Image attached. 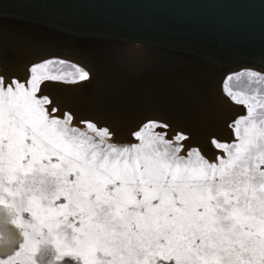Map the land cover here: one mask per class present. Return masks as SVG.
Masks as SVG:
<instances>
[{
  "label": "snow or ice",
  "instance_id": "obj_1",
  "mask_svg": "<svg viewBox=\"0 0 264 264\" xmlns=\"http://www.w3.org/2000/svg\"><path fill=\"white\" fill-rule=\"evenodd\" d=\"M91 80L61 58L0 74V264H264V73L226 78L244 113L211 158L160 119L118 142L46 91Z\"/></svg>",
  "mask_w": 264,
  "mask_h": 264
},
{
  "label": "bare ground",
  "instance_id": "obj_2",
  "mask_svg": "<svg viewBox=\"0 0 264 264\" xmlns=\"http://www.w3.org/2000/svg\"><path fill=\"white\" fill-rule=\"evenodd\" d=\"M0 13V16L7 15V17H10L6 20L12 21V23L5 22L4 25L0 24V51L3 52L0 63L2 65L6 64L4 66L8 72L16 73L19 71L20 76H25L27 67L36 60L33 58L25 59L23 56L24 51L31 50L32 48L34 49L39 45L49 44L46 40H37L33 32L37 29L36 27H46V25H54L55 23L67 27L69 24H73V26L79 28L76 29L77 31L88 30V32L87 35L85 34L82 36L78 34L76 37L67 36L64 38V46H71V48L76 51V53H66V55L88 66L89 70H86L90 71L92 74V83L97 80L98 83L101 84L102 81L104 82V79H110L108 83H113L115 86L119 83L121 85V88H118L121 91L119 96H122V99L134 97V99L129 101V103L133 104L131 105L132 107L141 108V103L146 101L147 104L144 106L146 110L144 113L142 112L143 114H140V116L138 115V122L147 119H160L161 114L165 119L168 117L173 119L176 113L172 111L164 113V110L162 111V108H166L165 106H167L166 103L168 101L164 104L162 103L161 105L157 104L154 106L157 107V111L151 110L150 104L152 105V95H156L159 92L161 93L168 88H172L174 85L165 86L163 82V85L158 84L159 80L162 79L159 77L158 82H154L155 84L153 85L149 84L150 86L146 85L145 87H139L140 85L137 86L134 84V82H132L133 80L130 81V79H132V77L136 78L142 75L144 70H148L147 66L143 68L142 65V69L144 70H141V66L136 65L137 63H133L136 58L143 56V62L141 64L144 63L145 65L147 63L146 61L152 59L153 54H155L163 60L177 63L178 66L179 64L186 66L180 67L181 72L178 73L180 75H185V73H187V71L184 70L185 68L189 70L191 67V71L194 73L202 69L203 73H205L204 79L205 77L209 78L212 76L216 78L218 74L226 68L219 69L221 66H217L214 70H208L210 64H208L207 61L205 62L204 58L196 56L188 47L198 45L211 46L216 50L211 47L210 49L229 56H233L232 53L235 54V52L252 54L264 53V0H0ZM159 16L164 18L160 19ZM169 16H174L175 19L183 20V22H178L172 27L173 29L170 30L172 32H168L167 29L160 27L161 24L169 21V19H166V17ZM122 22L134 25L145 23L144 26L148 28H141L142 30L139 31L140 34H142L141 36H159L161 30L166 31V33H169L166 34L169 38L179 39L182 45L178 44L180 46H173V48H171L167 47L168 45L149 41L145 44L142 42H130L120 45H108L102 47L98 51H93L96 53H105V51L108 50L103 57H100V63L92 57L90 58L88 55L86 56L77 51L79 47L82 49L83 45L88 48L92 47L91 42L89 45L86 44V42L90 40V36L94 34V32L90 34L91 29L104 26L109 27L112 26L111 24ZM28 29L32 30V34L26 33ZM144 30H148L150 33H144ZM177 30H182L183 32H181L183 34H177ZM242 33H244L245 36H242ZM206 35H209L211 38H207L208 36ZM191 44L192 46H190ZM20 47H23L24 50ZM113 47L118 49L116 53L121 54L115 74L123 76V79L130 78L127 79V81L120 80L121 78H116L114 76V78H109V75H112V72L110 74L109 71L113 68H110V66L109 71H106L104 68V64L106 65V57L108 53L112 51L111 48ZM121 48L123 50L120 52ZM213 50L208 52V54H212ZM202 52H204V50ZM100 54L102 55V53ZM223 64L226 65V63H222L221 65ZM146 65H148V63ZM261 65L264 66V63H261ZM81 66L83 65L81 64ZM231 71L232 70L227 71L220 77V80H217V78L215 80L207 79L208 81L206 80V82L201 83L198 90L193 93V96L191 95L192 97L187 104L189 107L185 111L188 116H183L180 121L189 129L193 130V132L196 133L195 135H198L197 137L199 140L203 139L201 135H213L212 133L214 132L219 138H227L229 134L227 131L229 122L232 121L236 115L241 113L240 109L228 103L221 88V81ZM104 73H106V77H100V75ZM129 74H131V76H128ZM173 76L175 75L173 74ZM188 78H191V80H189H194V82H196L195 80L201 79L196 75L193 76V74H189ZM182 79L185 80L184 78ZM167 81L170 84L171 79ZM173 81L171 83H173ZM103 85L104 84H102V86L97 84L94 86L95 97H92V95L89 96V94H91L89 91L90 87H86V84L80 86L79 89L78 87L71 89L63 87L56 89L49 87L47 90L54 92L62 104L66 103L72 107H76L81 101L85 102V100L90 98L87 106L90 107L89 109L95 110H89L88 115L100 122L103 121L102 123H107L117 135L121 131L126 134L125 136L127 138H130L131 130L127 132L122 131L126 127L119 125L123 120L126 121L127 119H131L125 116L127 112L123 111V108L129 111L124 107L126 103L117 106L114 104L113 108L115 110L112 108L111 113L104 112L107 110V99H109L108 96H110L109 92L111 90L109 91L108 86L105 85V87H103ZM207 91H210L209 93L212 95L203 101H197V97ZM172 102H174V100ZM142 115L144 116L143 119ZM154 115H160V118ZM134 116L137 115L134 114ZM209 116L211 118L214 117L217 119V122H220L216 124L218 125L216 126V131H212L209 128L210 126L208 130L202 127L204 130L200 131L197 124L200 122L199 118L201 117L204 119V117ZM113 123L116 125L113 126Z\"/></svg>",
  "mask_w": 264,
  "mask_h": 264
},
{
  "label": "rangeland",
  "instance_id": "obj_3",
  "mask_svg": "<svg viewBox=\"0 0 264 264\" xmlns=\"http://www.w3.org/2000/svg\"><path fill=\"white\" fill-rule=\"evenodd\" d=\"M135 43V42H134ZM16 48V47H15ZM21 48V47H20ZM116 47H113V48H111V50L112 51H110L109 53H108V55H107V57H106V65L104 64V68H105V70L107 71H109V69L110 68H113L112 70L110 69V74H111V72H112V75H109L110 77L109 78H114V77H116V78H121L120 80H126L127 81V79H130V78H127V79H123V76H121V75H118V74H115L116 73V70H117V66H118V60L120 59V57H121V54L120 53H116L117 52V50L118 49H115ZM22 50H24L23 49V47L21 48ZM87 49V50H86ZM90 48H88L87 46H85V45H83V47H82V49H77V51H79L81 54H84V55H88V57H92L94 60H96L97 62L99 61V63L101 62V58L100 57H103V55L108 51H105V53L104 52H93V51H88ZM110 50V49H109ZM121 50H123L122 48L120 49V52H121ZM89 52V53H88ZM91 52V53H90ZM95 55H94V54ZM100 53H102V55L100 54ZM116 53V54H115ZM84 55H82V56H84ZM94 56H96V57H94ZM99 57V58H98ZM52 58H59V57H52ZM96 58V59H95ZM110 58H111V60H110ZM140 60H139V59ZM138 58H136L135 60H134V62L133 63H137L136 65H138V66H141V70H144V69H142V65H143V68L144 67H148V70H144V72H142V75H140V76H137L136 78H134V77H132V79H130V81H132V82H134V84H136L137 86H139V87H145L146 85H153V84H155V83H157L158 82V80H159V78H162L161 80H159V82H158V84H161V85H174V86H172V88H168V89H170V90H168V89H166V90H164L163 92H159L160 93V95H159V93L158 94H156V95H152V99H151V102H152V105L150 104V106H151V110H156L157 111V107H154V106H156L157 104H159V105H161L162 103L164 104V103H166L167 101V106H165L166 108H162V111L164 110V113H166L167 111H172V112H174V113H176L175 114V118H173V119H170L169 117L168 118H164V116L161 114V116L160 115H154V116H156V117H158V118H160V119H163V120H165V121H167V122H169V123H171V125L173 126V128L174 129H176V130H183L189 137H190V143L193 145V146H198V147H200L201 148V150L205 153V155L206 156H208L209 158H211V156L213 155V150L211 149V147H210V140L212 139V138H216V139H219V140H221V141H226V140H229L230 139V136H231V132H230V129H229V124L236 118V117H238L239 115H241V114H243L244 113V109H243V107L242 106H239V105H236L235 103H233L230 99H229V97L225 94V91H224V85H225V81H226V78L229 76V75H231V74H234V73H238V72H240V71H242V70H254V69H250V68H241V69H239V70H236V71H233V72H230L227 76H225V78H223V80L221 81V88H222V90H223V94H224V97L227 99V101H228V103L229 104H231V105H233L234 107H237L238 109H240L241 110V113H239L238 115H236V117H234L233 118V120L232 121H230L229 122V124H228V127H227V131H228V136H227V138H219L217 135H215V132L214 133H212L213 135H207V136H205V135H201L202 137H203V139H201V140H199V138L197 137L198 135H195L196 133H194L193 132V130H191V129H189L183 122H181L180 120H182V118H183V116H188V114H187V112H185L187 109H188V107H189V105H187L188 104V102H189V100H190V98L193 96V93L195 92V91H197L198 90V87L201 85V83H203V82H206V80L208 79H212V80H215L216 78H218V76L215 78V77H205L204 79H203V77H204V74L205 73H203V71H202V69H200V70H198L197 72H192L191 71V67L189 68V70L188 69H184L185 71H187V73H185V75H180V74H178V73H180L181 72V66H183V67H186V66H184L183 64H179V66H178V64L177 63H175V62H171V61H168V60H163L162 58H160V57H158V56H156L155 54H153V58L152 59H150V60H148V61H146L147 63H148V65H144V63L143 64H141L143 61H142V58H143V56H140V57H138ZM46 59H49V58H46ZM61 59H64V58H61ZM65 60H67V59H65ZM115 60V61H114ZM138 60V61H137ZM155 60V61H154ZM70 61V60H69ZM162 61V62H161ZM73 62V61H72ZM115 63V64H114ZM153 63V64H152ZM166 64H168V65H166ZM4 65H6V64H4ZM4 65H2L1 63H0V74H3V75H5L6 77H12V76H15V77H18V78H21V79H23L24 78V76H20V72L18 71V72H16V73H12V72H8L7 70H6V67L4 66ZM79 65V64H78ZM111 66V67H110ZM115 66V67H114ZM156 66V67H155ZM161 66V67H160ZM83 67V66H82ZM108 67V68H107ZM110 67V68H109ZM151 69H152V71H151ZM180 69V70H179ZM170 70V71H169ZM114 71V72H113ZM254 71H257V70H254ZM161 72V73H160ZM174 72V75L175 76H173L172 78H169V79H171V82L173 81V83H171L170 82V84H169V82L167 81V80H169V79H167L166 81H164V79H165V76H167L168 75V73L169 74H172ZM191 72V73H190ZM258 72H261V71H258ZM147 73V74H146ZM167 73V74H166ZM177 73V74H176ZM200 73V74H199ZM262 73H264V72H262ZM146 74V75H145ZM162 74H163V76H162ZM189 74H193V76L194 75H196V76H198V77H200L201 79H198V80H195L196 82H194V80H192V81H190L191 80V78H188L189 77ZM152 75V76H151ZM159 75V76H158ZM165 75V76H164ZM203 75V76H202ZM114 76V77H113ZM128 76H131V74H129ZM155 76V77H154ZM186 76V77H185ZM146 77V78H145ZM158 79H157V78ZM181 77V78H180ZM149 78V79H148ZM182 78H184L185 80H183ZM142 81H141V80ZM143 79H145V80H143ZM146 79H147V81H146ZM173 79V80H172ZM177 79V80H176ZM179 79V80H178ZM190 79V80H189ZM139 80V81H138ZM156 80V81H155ZM176 80V81H175ZM200 80V81H199ZM207 80V81H208ZM141 81V82H140ZM151 81V82H150ZM179 81V82H178ZM181 81V82H180ZM197 81H198V83H197ZM103 82V81H102ZM101 82V84H99L98 83V81L96 80V82H94V83H92V82H90V83H86V87H90V92H92L93 90H94V86H96L97 84L98 85H101L102 86V84H104L103 85V87H105V85L106 86H108V89H109V93H110V96H108L109 97V99H107V101H108V106H107V110L106 111H104V112H112V108H113V106H114V104L117 106V105H120V104H122V103H126V104H124V107L125 108H127L129 111H127L126 109H124L123 108V111L124 112H127V113H125V116H127V117H130L131 119H127L126 121H124L123 120V122H121L119 125L121 126V125H123V127H126L125 129H123L122 131H129V130H131L130 131V133L133 131V127L135 126L134 124L135 123H137L139 120H137L139 117H138V115L140 116V114H143L144 112H145V107L144 106H146V101L144 102V103H141V108H137V107H132L131 105H133L132 103H129V101H131L132 99H134V97H131V98H125V99H122V96H119L120 94H121V91L119 90L120 88H121V85L118 83L116 86L115 85H113V83H108V82H110V79H104V82L102 83ZM137 82H139V83H137ZM155 82V83H154ZM162 82H163V84H162ZM166 82V83H165ZM186 85H185V84ZM90 84H92V85H90ZM176 84V85H175ZM180 86H178V85ZM184 84V85H183ZM190 84H192V85H190ZM83 85H85V84H83ZM149 85V86H150ZM193 85H194V87H193ZM82 86V85H81ZM169 86V87H170ZM184 86V87H183ZM196 86V87H195ZM228 86L229 87H232L234 90H241V89H243V88H245L246 87V84H245V82L243 81V80H240V81H236L235 79L234 80H232V81H228ZM80 87V86H79ZM79 87H78V89H79ZM183 87V88H182ZM50 88H56V89H59V87L58 86H50ZM61 88V87H60ZM119 88V89H118ZM177 88V89H176ZM185 88H187V89H185ZM193 88H195V89H193ZM181 89V90H180ZM173 90V91H172ZM192 90V91H191ZM70 91V90H69ZM52 92V91H51ZM95 92V91H94ZM165 92V93H164ZM184 92V93H183ZM191 92V93H190ZM210 91H207V92H205L204 94H201L199 97H197L198 99H197V101H203L204 99H206L207 97H209L210 95H212V94H210L209 93ZM211 92H213V91H211ZM186 93V94H185ZM185 96H184V95ZM52 95H53V97H56L57 99H58V96L57 95H55V93L54 92H52ZM55 95V96H54ZM95 93H93L92 94V97H95ZM151 95V94H150ZM192 95V96H191ZM179 96V97H178ZM162 97V98H161ZM127 99V100H126ZM183 99V100H182ZM89 100H90V98L89 99H87V100H85V102H83V101H81L80 102V105H81V103L82 104H87L88 102H89ZM174 100V102H172ZM178 101V102H177ZM155 102V103H154ZM159 102V103H158ZM155 104V105H154ZM64 105H67L68 107H72V106H69L68 104H64ZM88 105V104H87ZM153 106V107H152ZM163 106V105H162ZM74 110H76V108L75 107H72ZM104 108H106V107H104ZM114 109V108H113ZM115 110V109H114ZM77 111V110H76ZM88 111H89V109L88 110H85V112H80V111H78L80 114H87L88 115ZM156 111H154V112H156ZM143 112V113H142ZM159 112V111H158ZM134 114L135 115H137V116H134ZM151 114V113H150ZM205 115L207 116V114L205 113ZM89 116V115H88ZM153 116V117H154ZM160 116V117H159ZM143 115H142V119H143ZM141 118V117H140ZM177 118V119H176ZM178 118H180V119H178ZM156 119V118H155ZM200 120V122H198L197 124H198V126H199V128H200V131H202V130H204L202 127H205L206 128V130H208V127L212 130V131H216V129H217V127L216 126H218V125H216V124H218V123H220V122H217V119H215L214 117L213 118H211L210 116L209 117H204V119L203 118H199ZM113 126L114 125H116V124H112ZM203 125V126H202ZM177 127V128H176ZM229 129V130H228ZM211 130H209V131H211ZM113 131V130H112ZM118 131H120V130H118ZM115 134H116V139H117V141L118 142H127L129 139V137L127 138L125 135V133L124 132H119L118 133V135H117V133L115 132V131H113ZM207 133V132H206ZM215 135V136H214Z\"/></svg>",
  "mask_w": 264,
  "mask_h": 264
},
{
  "label": "water",
  "instance_id": "obj_4",
  "mask_svg": "<svg viewBox=\"0 0 264 264\" xmlns=\"http://www.w3.org/2000/svg\"><path fill=\"white\" fill-rule=\"evenodd\" d=\"M169 17H166V19H169V21L164 22L163 24H161L160 27L167 29L168 32H172L170 31L171 29H173L172 27L178 22H183V20L175 19L174 16H169ZM9 18L10 17H7V15L0 16V24L4 25L5 22L12 23V21L6 20ZM163 18L164 17H160V19H163ZM127 22L111 24L112 26H109V27L104 26V27H97V28L91 29L90 34L93 32L94 34H92L90 36V40L86 42V44L88 45L91 42V45H92V47L88 51H94V50L98 51L104 46L127 44L130 42H142L144 44L148 41L156 42L162 45H168L167 47H171V48H173V46H180L178 44H181V41L179 39L176 40L174 38H169L166 35L169 33H166V31H163V30L160 31L159 36H154V35H151L149 37L141 36L142 34H140L139 31L142 30L143 28H148L144 26L145 23L134 25V24H128ZM36 28L37 29H35L33 32L37 40H46L49 42V44L39 45L35 47L34 49L32 48L31 50L30 49L25 50L24 55H23L25 59L33 58L36 60L35 62H38L46 58L59 57V58H64V59L73 61L79 64L80 66L82 64L83 66H85L84 67L85 69L89 70L87 65L80 63V61H77L76 59H73L66 55V53H69V54L76 53L75 49L71 48V46H67V47L64 46L65 37L67 36L76 37L78 34H81L82 36L85 34L87 35L88 30L77 31L76 29H79V28L76 26H73V24H69L67 27H65L64 25L58 24V23H55L54 25L49 24V25H46V27L39 26ZM181 31L182 30H177V34L179 35L183 34L182 33L183 31L182 32ZM148 32H149L148 30L147 31L144 30V33H148ZM26 33L32 34V30L28 29L26 30ZM206 36H208L207 38H211L209 37V35H206ZM242 36H245V34L242 33ZM190 46H192V44ZM210 47L211 46L198 45V46H193V47H188V48H190L196 56L204 58V61L205 62L207 61V63L210 64L208 67V70L210 71L214 70L217 66H221L219 69L226 68L220 74H218L217 80H220L221 79L220 77L223 76L229 70H232L231 72H233L241 68H250V69L264 72V66L261 65V63H264V55H263L264 53L263 54H252V53H236L235 52V54L232 53L233 56H229L226 54L218 53L214 51L216 50L215 48L211 47L214 49L213 50V49H210ZM203 50L204 52H202ZM212 50H213V53L208 54V52ZM222 63H226V65L225 64L221 65ZM173 74L174 72L172 74H168L167 76H165L164 81H166L169 78H172ZM100 77L105 78L106 73L100 75ZM46 91L52 95L51 90L46 89ZM93 93H95L94 90L91 92V94H89V96L92 95ZM79 104L78 106L76 105L75 107L77 111L85 112V110H88L90 108L89 106H87V104H82V103L81 105ZM89 110H95V109H89ZM84 115H87V114H84ZM140 123L141 122H138L134 126V128H136ZM102 124L107 125V123H102Z\"/></svg>",
  "mask_w": 264,
  "mask_h": 264
}]
</instances>
